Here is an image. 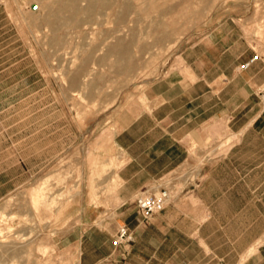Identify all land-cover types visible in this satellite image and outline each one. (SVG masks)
<instances>
[{"label":"rangeland","instance_id":"1","mask_svg":"<svg viewBox=\"0 0 264 264\" xmlns=\"http://www.w3.org/2000/svg\"><path fill=\"white\" fill-rule=\"evenodd\" d=\"M59 1L0 0V264H81L113 244L119 120L185 57L211 72L264 53V0H76L71 19Z\"/></svg>","mask_w":264,"mask_h":264},{"label":"crops","instance_id":"2","mask_svg":"<svg viewBox=\"0 0 264 264\" xmlns=\"http://www.w3.org/2000/svg\"><path fill=\"white\" fill-rule=\"evenodd\" d=\"M249 48L211 72L185 57L187 72L158 79L142 110L119 120L111 207L134 241L86 246L81 264H264V53ZM156 186L171 198L145 220L131 203Z\"/></svg>","mask_w":264,"mask_h":264},{"label":"built area","instance_id":"3","mask_svg":"<svg viewBox=\"0 0 264 264\" xmlns=\"http://www.w3.org/2000/svg\"><path fill=\"white\" fill-rule=\"evenodd\" d=\"M257 57L258 56L255 55L250 60L243 63L241 67H248ZM259 92L264 94V82L259 86ZM170 198L171 192L167 187H160L154 191H144L139 194L136 199L138 212L143 219L148 220L153 215L163 210ZM133 241L134 234L132 229L127 224H119L113 237V245L120 246L130 244Z\"/></svg>","mask_w":264,"mask_h":264},{"label":"bare ground","instance_id":"4","mask_svg":"<svg viewBox=\"0 0 264 264\" xmlns=\"http://www.w3.org/2000/svg\"><path fill=\"white\" fill-rule=\"evenodd\" d=\"M69 0H67V2L65 1V0H60L59 1V5H60V8H61V10L62 11H58L57 10V13L58 12H64L63 11V9L64 10H67L68 12H69V16H68V18H73L74 16H75V14L78 12V10H79V7L78 6H80V5H77V2H76V0H71V1H69ZM92 1V0H91ZM91 1H90V3H91ZM97 1V0H96ZM108 1V0H107ZM107 1H105V0H99V3H98V5H101V4H103L104 2L105 3H107ZM87 3H89V2H87ZM96 3L97 2H94L93 3V1H92V3L91 4H89V6L87 7V9H88V11H92L94 8H95V5H96ZM104 3V4H105ZM124 3V2H123ZM127 3H129V2H127ZM106 5V4H105ZM127 6L129 7V9H130V3H129V5L127 4ZM126 6V7H127ZM81 7V6H80ZM100 7V6H99ZM123 7V6H122ZM126 7H123V8H126ZM127 7V8H128ZM59 8V6L57 7V9ZM59 8V9H60ZM84 8V7H83ZM82 8V9H83ZM126 8V9H127ZM97 9H100V8H97ZM84 10V9H83ZM82 10V11H83ZM123 10H125V9H123ZM81 11V12H82ZM95 11V10H94ZM121 12H122V10H120ZM119 11V12H120ZM128 11V10H127ZM84 12V11H83ZM119 12H117V15L119 14ZM120 12V13H121ZM54 14L56 13V12H53ZM55 14V15H58V14ZM63 14V13H62ZM85 14H88V12L87 13H85ZM48 15V14H47ZM49 15H51V14H49ZM59 15H61V14H59ZM63 16V15H62ZM119 16V15H118ZM57 17V16H56ZM121 17V16H120ZM54 18H55V16H54ZM78 18H80V17H78ZM78 18H77V20H78ZM124 17H122V19H123ZM52 19V18H51ZM47 20H48V18H47ZM53 20V19H52ZM56 20H58V17H57V19ZM60 20V19H59ZM69 20V19H68ZM73 20V19H72ZM76 20V19H75ZM80 20V19H79ZM121 20V19H120ZM51 21V20H50ZM50 21H49V24H50ZM46 22H48V21H46ZM52 22V21H51ZM74 22H76V21H74ZM66 23V22H65ZM54 24H56V23H54ZM62 24V23H61ZM63 24H64V22H63ZM67 24V23H66ZM69 24V23H68ZM72 24V23H71ZM54 27L55 26H53V30H54ZM57 28V27H56ZM126 48V46L124 45V42L121 40V39H118L117 40V42L115 43V44H112L110 47H109V52H112V51H114L115 52V55L118 57V58H121V57H124V55L126 54V52H125V49ZM122 54V55H121Z\"/></svg>","mask_w":264,"mask_h":264}]
</instances>
